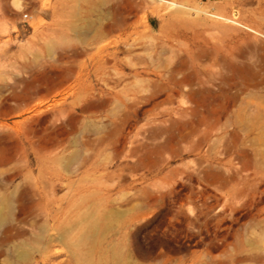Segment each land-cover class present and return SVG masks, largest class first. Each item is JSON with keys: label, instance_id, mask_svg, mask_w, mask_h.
I'll list each match as a JSON object with an SVG mask.
<instances>
[{"label": "rangeland", "instance_id": "rangeland-1", "mask_svg": "<svg viewBox=\"0 0 264 264\" xmlns=\"http://www.w3.org/2000/svg\"><path fill=\"white\" fill-rule=\"evenodd\" d=\"M0 264H264V0H0Z\"/></svg>", "mask_w": 264, "mask_h": 264}, {"label": "built area", "instance_id": "built-area-1", "mask_svg": "<svg viewBox=\"0 0 264 264\" xmlns=\"http://www.w3.org/2000/svg\"><path fill=\"white\" fill-rule=\"evenodd\" d=\"M215 1H218V0H215ZM23 17H24V18H28V13H24V14H23Z\"/></svg>", "mask_w": 264, "mask_h": 264}]
</instances>
